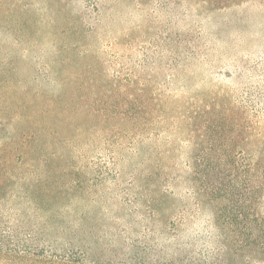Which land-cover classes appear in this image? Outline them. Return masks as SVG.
Listing matches in <instances>:
<instances>
[{
	"label": "trees",
	"instance_id": "trees-1",
	"mask_svg": "<svg viewBox=\"0 0 264 264\" xmlns=\"http://www.w3.org/2000/svg\"><path fill=\"white\" fill-rule=\"evenodd\" d=\"M69 1L53 0L47 10L69 18ZM179 1L187 8L184 19L192 14L208 19L217 12L239 7L245 0ZM87 2L102 26L108 15L115 16L120 10L121 24L128 21L129 11L148 21L158 2L162 5L177 0ZM8 3L0 16V32L10 36L14 34L9 28L19 17L16 0ZM40 29L46 34L52 31L48 27ZM130 29L133 27L109 35L99 52L94 51L96 41L75 35L77 54L99 57V70L88 67L81 76L55 79L63 87L71 84V92L61 86L58 92L51 93L39 85L30 94V82L20 85L21 80L12 76L15 60L0 58V83L5 91L10 89L12 93V87L19 85L22 96L26 94L15 107L1 105L5 112L0 115V135L7 134L5 139L0 137V208L8 197L16 204L26 200L44 213L55 208L51 219L60 222L61 212L75 200L94 204L98 184L106 176L113 172L115 176L126 174L135 185L137 197L145 201L151 219L167 221L164 226L172 233L191 226L207 209L211 210L207 214L210 233L218 234L222 250L216 262L209 263L204 254L197 259L185 254L162 264H232L233 255L217 208L224 197L232 195L235 202L224 212L232 213L228 223L235 234L238 230L239 237L243 236L240 244L248 248V258L242 264H264V125L250 124L244 118V108L234 103L230 91L203 92L193 86L194 74L188 67L196 49L189 46L184 62L179 63L175 52L170 51L168 73L163 79L139 70L111 72V58L120 57L124 50L132 53L138 43L147 39ZM95 32L98 34L93 37L99 38L100 32ZM93 33L91 29L85 34ZM185 33L188 39L191 32ZM101 52L109 60L102 61ZM45 78L51 81L49 70ZM27 95H31L28 101ZM0 100L3 101L1 96ZM98 157L100 160H96ZM180 169H185L193 180L190 195L178 189ZM201 174L203 192L196 184ZM13 184H19L16 193L10 188ZM49 196L68 197L70 203L55 205ZM80 243L70 240L54 246L52 242L38 241L32 233L11 239L0 229V257L31 258L50 264H103L100 257L91 256L89 246Z\"/></svg>",
	"mask_w": 264,
	"mask_h": 264
},
{
	"label": "rangeland",
	"instance_id": "rangeland-1",
	"mask_svg": "<svg viewBox=\"0 0 264 264\" xmlns=\"http://www.w3.org/2000/svg\"><path fill=\"white\" fill-rule=\"evenodd\" d=\"M52 1L16 0L19 22H15L12 28L6 25L14 35L0 32V58L15 60V74L12 76L21 80L20 85L29 81L30 94L39 85L48 92H58L63 85H59L60 81L57 83L56 78L81 76L88 67L99 70V57L77 54L74 47L76 37L82 36L92 43L96 41L94 51L99 52L106 46L109 35L133 27L129 32H141L147 39L138 43L132 53L121 47L120 50L124 52L120 53V57L110 59L113 63L111 72L139 70L163 79L168 73L166 67L170 51L175 52L179 63L184 62L186 46H189L196 49L188 67L194 74L193 86L203 92L211 89L230 91L234 103L244 108V118L250 124L264 125V0H245L239 7L217 12L208 19L205 15L198 17L194 14L184 19L187 8L179 0L162 5L158 2L148 21L143 17L138 18L137 12L136 16H132L129 11L126 12L128 21L121 24L118 22L122 13L120 10L113 17L108 15L102 26L97 23L96 14L89 9L87 0H70L66 6L71 13L69 18L64 17L63 13L55 15L47 10L48 3ZM0 2L2 17L6 11L5 5L9 3L8 0ZM20 9L27 12L22 13ZM107 13L110 14V11ZM47 22H50L48 26ZM45 27L51 28V33H43L44 30L40 28ZM91 29L94 31L92 36L85 34ZM96 30L100 32L99 38L93 37L98 34ZM186 30L191 32L188 39L185 37ZM101 56L102 61L109 60L107 55L103 56V52ZM48 70L51 81L45 78ZM44 78L45 82H40ZM0 88L3 92L0 93L3 99L0 100L2 115L5 112L1 109L2 104L6 108L15 107L26 94L22 96L19 85L12 87L13 95L10 89L5 91L3 83H0ZM63 88L66 92L72 91L71 84H65ZM30 96L27 95L25 99L30 100ZM6 134L3 132L0 137L5 139ZM96 160H100L99 157ZM178 171L179 178L182 174L178 189L181 194L190 195L193 180H190L185 169ZM129 178L126 174L115 176L114 172L106 176L98 184L96 202L90 204L75 200L67 210L61 212L60 222L51 219L55 208L50 213H44L26 200L16 204L15 199L8 197L0 208V229L11 239H22L32 233L38 241L52 242L54 246L70 240L79 245L82 241L89 246L91 256L94 259L100 257L103 264H162L185 254L195 259L204 254L209 263L216 262L222 250L217 242L218 234L215 235V231L210 233L207 221L210 209L191 226L172 233L167 230L170 229L168 226H164L167 221L151 219L152 214L146 209L145 201L137 197L135 185ZM197 182V187L203 192L202 174ZM18 185L10 186L14 188V193L18 191ZM48 198L55 205L59 202V206L70 203L68 197ZM234 202L235 198L228 195L218 203L217 208L233 255L232 264H242L248 258V248L245 243L243 246L240 244L243 236L239 237L235 229L236 235L228 223L232 213L224 212ZM0 264L50 263L31 258L0 257Z\"/></svg>",
	"mask_w": 264,
	"mask_h": 264
}]
</instances>
